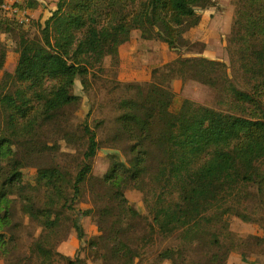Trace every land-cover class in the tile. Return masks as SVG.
<instances>
[{
  "label": "trees",
  "instance_id": "1",
  "mask_svg": "<svg viewBox=\"0 0 264 264\" xmlns=\"http://www.w3.org/2000/svg\"><path fill=\"white\" fill-rule=\"evenodd\" d=\"M238 1L229 63L179 56L152 70L163 87L198 81L219 94L216 107L185 98L175 113L170 100L100 70L126 33L171 50L190 47L194 20L214 0H54L35 37L5 16L0 0V71L9 59L4 35L19 56L11 87L0 92L4 264H61L53 253L73 231L81 246L67 264H228L232 253L244 258L255 249L264 264V0ZM43 2L23 6L35 15L54 5ZM78 78L88 96L98 89L107 100L91 111L109 107L114 116L89 124V114L74 126L83 103ZM104 148L111 167L89 192ZM89 193L97 213L80 206ZM81 216L97 221L88 246ZM228 216L259 234L233 232ZM130 217L142 220L135 248L125 241L132 228H122ZM158 238L167 245L153 254Z\"/></svg>",
  "mask_w": 264,
  "mask_h": 264
},
{
  "label": "rangeland",
  "instance_id": "2",
  "mask_svg": "<svg viewBox=\"0 0 264 264\" xmlns=\"http://www.w3.org/2000/svg\"><path fill=\"white\" fill-rule=\"evenodd\" d=\"M44 1L48 3L50 0ZM214 1L216 2L215 7L207 10H201L197 18L194 20V25L196 26L195 28H197V31L194 34L192 45L190 47L180 50H171L159 42L145 41L141 39L138 34L126 33L123 37L119 53L110 60L107 67L100 70L99 74L104 78L115 79L122 83H136L140 85L141 91L144 95L155 94L170 100L172 103V110L175 113H179L181 111L183 108V100L185 98L205 106L216 107L217 100L219 98L218 92L213 88L202 84L201 82L188 81L186 83H182L181 81H174L170 85L171 87L168 88L158 85L151 80L152 70L154 68L166 64L167 62H170L179 56H205L229 63L230 55L227 48L228 38L233 35L235 21L237 18L236 10L239 8V1ZM50 3L54 4L56 9L54 0H52ZM50 10L51 9H49V11L46 8L44 9V12L47 13L48 17L51 15ZM37 11L42 12L41 9ZM34 16L36 17L35 20L40 18L38 15L36 16V13ZM31 25L32 24H30V26ZM31 27L24 26V30L26 29L27 31H25L26 34L30 37L39 35V24L37 25V23H35L34 28ZM32 29L34 30L32 31ZM3 39L5 40V45L9 51V59L6 67L0 71V92H5L11 87L13 75L19 59L18 54L13 52L12 43L9 36L4 35ZM75 92L77 95L82 96L83 103L80 111H78L76 114L77 121L74 126L83 121L89 114H91L89 124L92 123L93 118L108 119L109 117L114 116L115 112H112L109 107L104 109L97 107L91 111L92 105L94 103L100 104L101 100H104V102L107 101L101 97L103 94L100 90L94 89L92 96H88L83 90L81 81L78 78L75 84ZM108 105L109 102L106 103V106ZM110 152L112 151L106 148L100 151L95 162L93 177L87 186L89 192L91 190L90 185L94 183L96 184L97 181L110 169ZM44 153L45 149L44 147H41V149L37 152V155L41 156ZM68 162L74 164L71 159H68ZM80 206L82 208H91L95 213H97V210L94 208V202L92 200L91 193H89L88 199L86 201L80 200ZM141 221L142 220L140 219L130 217L125 220L123 224L122 228L130 226L133 230V234L125 238V241L129 242L132 248L137 246L133 239L137 236H142V234L137 235L138 231H141ZM80 222L86 229V238L88 240L86 245L88 246L90 240L99 235L96 226L97 221L93 218V216H81ZM226 224L233 232L241 234H259L257 226L254 224L245 223L244 221L233 216H228L226 218ZM20 228L23 230V236L26 237L27 229L25 226L21 225ZM166 245V242L159 240L158 238L150 248V252L156 254L166 247ZM79 246L81 245L78 239V234L76 231H73L71 237L55 249L53 253L54 257L59 263L67 264L68 259L75 255V252ZM138 247L140 248L141 246ZM86 250V256L90 258L89 247H86ZM261 261L262 256H259L258 251L255 249V252L246 254L244 258H242V256L237 253H232L230 259L228 260V264H260ZM0 264H4L1 259ZM187 264L207 263L205 259H201L200 261H188Z\"/></svg>",
  "mask_w": 264,
  "mask_h": 264
},
{
  "label": "built area",
  "instance_id": "3",
  "mask_svg": "<svg viewBox=\"0 0 264 264\" xmlns=\"http://www.w3.org/2000/svg\"><path fill=\"white\" fill-rule=\"evenodd\" d=\"M2 9L5 16L24 26L33 24L34 15L30 9L23 6L22 0H2Z\"/></svg>",
  "mask_w": 264,
  "mask_h": 264
},
{
  "label": "crops",
  "instance_id": "4",
  "mask_svg": "<svg viewBox=\"0 0 264 264\" xmlns=\"http://www.w3.org/2000/svg\"><path fill=\"white\" fill-rule=\"evenodd\" d=\"M52 0H50L48 3H50ZM22 2H23V0H22ZM45 4V2H43V5ZM45 6V5H44ZM54 7V5H52V8H49V9H55V7ZM45 14H44V16H43V18L41 17V15H42V12H38V11H36V16L38 15V17H40V18H38L37 20H35V16H34V20H33V26L31 27V26H29V27H31V28H34V25H35V23H37V25L39 24V26L41 25V24H43L44 23V21L47 19V13L46 12H44ZM34 29H32V31H33ZM25 31H26V29H25ZM27 32V31H26Z\"/></svg>",
  "mask_w": 264,
  "mask_h": 264
}]
</instances>
